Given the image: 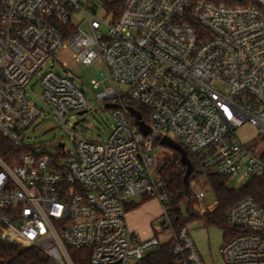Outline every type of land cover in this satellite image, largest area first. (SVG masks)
Wrapping results in <instances>:
<instances>
[{
    "label": "built area",
    "instance_id": "2783aa9c",
    "mask_svg": "<svg viewBox=\"0 0 264 264\" xmlns=\"http://www.w3.org/2000/svg\"><path fill=\"white\" fill-rule=\"evenodd\" d=\"M99 8L95 0H0V133L27 147L22 137L44 114L27 90L39 76L43 100L76 150L66 164L33 151L13 165L0 155V239L41 251L47 264H77L72 252L79 250H88L89 264H142L168 243L175 264H205L188 227L174 225L173 194L156 171V151L165 137L180 144L193 178L208 170L264 178V0L246 6L128 0L109 24L98 18ZM67 46L82 65L102 64L112 84L92 81L104 89L97 102L118 105L106 140L80 138L75 124L68 127L69 116L90 103L68 69L44 70ZM131 108L150 127L148 135ZM246 124L260 142L249 146L255 140L238 137ZM135 196L162 206L150 235L128 224ZM227 218L241 233L223 247L225 264H264V207L248 197Z\"/></svg>",
    "mask_w": 264,
    "mask_h": 264
},
{
    "label": "rangeland",
    "instance_id": "374dc122",
    "mask_svg": "<svg viewBox=\"0 0 264 264\" xmlns=\"http://www.w3.org/2000/svg\"><path fill=\"white\" fill-rule=\"evenodd\" d=\"M97 16L105 23H111V16L102 7L99 8ZM82 18L83 14L76 15L74 17V23L76 25L80 24ZM103 30L105 31L106 28L104 27ZM74 54L75 51L69 46L61 49L45 66L44 70H54L61 74L64 69H68L74 76L75 83L84 91L90 103L89 109L83 115L72 113L69 116L68 127L72 128L78 122L76 126V134L78 137L98 141L106 140L113 131L115 120L112 110L106 109L104 102L96 101L97 96L104 89L103 87L94 89L92 81L102 78L104 79L106 88H111L112 84L106 78V70L102 64L96 62L94 65L86 67L76 60ZM27 90L29 99L38 104L44 110V114L36 121L34 126L25 132L22 137L24 144L32 147L33 152L36 154L45 153L47 155L57 156L62 164H66L71 159V155L76 151L75 145L54 117L53 107L44 102L43 87L39 82V76H36L32 80ZM237 135L244 143L255 140L249 146L262 140V137L258 136L257 131L250 124H246L240 128ZM60 143L65 144L64 150L58 149ZM174 154V150L163 145L161 149L156 151L158 159L156 171L161 176L168 178L172 173H180L175 163ZM210 173L208 170L197 173L196 178L191 177L189 195H187V199L182 201L179 207L184 217L189 218L192 214L199 216V218L191 220L187 227L205 264H225L222 255V249L226 245L225 231L221 226L207 223L204 218V215L213 211L217 205L216 196L208 177ZM243 184L244 180L241 175L229 179V186L232 188L238 189ZM199 192H204L205 197L202 199L198 198ZM133 200L139 205L140 210H142L141 212H136V216L143 213L158 214L160 216L162 213V206L159 207L156 199L145 200L144 197L135 196ZM148 223L143 220L140 222V225L144 227ZM155 226V231L159 239L163 242L166 241V237L161 233L160 221L157 220ZM136 231L139 232L140 229L136 228ZM72 256L76 263L89 264L90 258L88 250L83 252L73 251Z\"/></svg>",
    "mask_w": 264,
    "mask_h": 264
},
{
    "label": "trees",
    "instance_id": "16d2710c",
    "mask_svg": "<svg viewBox=\"0 0 264 264\" xmlns=\"http://www.w3.org/2000/svg\"><path fill=\"white\" fill-rule=\"evenodd\" d=\"M100 7H102L108 15L114 20H117L128 0H95ZM193 4L201 1H209L217 4H226L232 6L250 5L253 0H192ZM140 109L143 115L145 111L143 107L136 106ZM61 149L60 147L58 148ZM33 151L31 147L20 148L8 140L0 133V155L11 165L18 162V158L27 152ZM45 155V153H41ZM176 155V154H174ZM52 156V155H51ZM55 159V163H58V157L52 156ZM186 172H180L179 174L172 173L168 178L164 177L171 188L173 194V201L170 204V215L174 221V225L179 228L187 226L191 220L199 218L198 215L192 214L189 218L184 217L181 208L179 207L182 201L187 199L188 192H190V180L189 187H186L185 183ZM209 180L214 190L217 205L216 208L206 213L205 220L209 224H216L221 226L225 231L226 243L230 242L233 238L241 233V230L234 229L228 222L227 214L231 208H233L242 199L252 197L260 205L264 207V178H252L244 181V184L238 188H232L229 186L230 177L221 176L216 173L209 174ZM145 200L153 199L150 196H145ZM189 202V201H188ZM139 205L133 203L129 206V211L136 209ZM86 250H79L75 252H83ZM47 257L39 250L34 248H21L15 244L5 242L0 239V264H47ZM80 264V263H77ZM142 264H175V258L171 254V245L165 244L163 249L159 252L149 254Z\"/></svg>",
    "mask_w": 264,
    "mask_h": 264
},
{
    "label": "water",
    "instance_id": "95a60500",
    "mask_svg": "<svg viewBox=\"0 0 264 264\" xmlns=\"http://www.w3.org/2000/svg\"><path fill=\"white\" fill-rule=\"evenodd\" d=\"M117 107H118V105H116V104H106L105 105L106 109H113V108H117ZM130 110H131L132 114L134 115V117L137 119V122H138V125L140 126L141 131L144 134L148 135L149 132H150V127L147 126L142 121V116H141L140 112H138L137 110H135L133 108H131ZM83 114H84V112L80 113V115H83ZM77 124H78V122L75 124V127L77 126ZM161 145L169 147L172 150H174L175 152H178L179 154H181V156H182V158H181L182 164L187 166V172H186V175H185V183H186V187L188 188L189 187V182L188 181H189V178H190V176H191V174L193 172V166H192V164H191V162H190V160H189V158L187 156L186 151L184 150V148L180 144L176 143L174 140H172L170 138H167V137H165V138H163L161 140ZM59 147L61 149H63L65 147V144L64 143H60Z\"/></svg>",
    "mask_w": 264,
    "mask_h": 264
},
{
    "label": "crops",
    "instance_id": "0c3cea01",
    "mask_svg": "<svg viewBox=\"0 0 264 264\" xmlns=\"http://www.w3.org/2000/svg\"><path fill=\"white\" fill-rule=\"evenodd\" d=\"M151 200H155V199L153 198ZM157 203L160 207L161 206L160 203L158 201H157ZM138 211L139 212L142 211V210H140V207H138L132 211H129L128 224L132 230L136 231V228H138V229H140V231H139L140 233H144L145 235H150L148 228L150 227L152 221L156 220L159 217V215L158 214L152 215L151 213H143V214H140L139 216H136L135 213L136 212L138 213ZM143 220L149 222L144 227L142 225H140V222H142Z\"/></svg>",
    "mask_w": 264,
    "mask_h": 264
}]
</instances>
